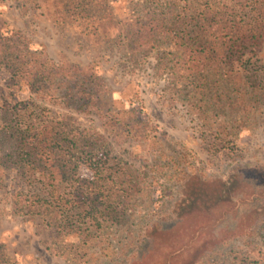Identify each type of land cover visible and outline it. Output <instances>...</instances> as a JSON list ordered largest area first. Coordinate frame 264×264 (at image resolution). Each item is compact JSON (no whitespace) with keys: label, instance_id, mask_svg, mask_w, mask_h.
<instances>
[{"label":"trees","instance_id":"trees-1","mask_svg":"<svg viewBox=\"0 0 264 264\" xmlns=\"http://www.w3.org/2000/svg\"><path fill=\"white\" fill-rule=\"evenodd\" d=\"M12 1L27 11L37 0ZM171 4L139 0L121 16L103 0H49L45 6L59 24L66 18L96 21L95 40L114 39L133 64L158 53L155 74L190 110L203 119L222 114L230 130L247 129L264 109V0H206L203 7L182 9ZM4 24L0 72L13 102L0 105V169L17 182L11 194L15 213L40 215L56 237L90 247L102 248L108 236L119 233L122 247L113 264H264L261 248L253 246L264 243V165L234 166L223 176L178 172L169 214L133 240L131 216L148 170L132 168L98 130H64L41 112L45 103L59 104L97 116L117 142L153 144L157 136L145 110L135 102L113 109L112 90L99 68L54 61ZM81 167L90 176L81 177ZM229 223L231 229L223 228ZM123 236L131 244H123ZM231 238L245 250L212 259L216 246ZM0 264H14L1 244Z\"/></svg>","mask_w":264,"mask_h":264},{"label":"rangeland","instance_id":"rangeland-1","mask_svg":"<svg viewBox=\"0 0 264 264\" xmlns=\"http://www.w3.org/2000/svg\"><path fill=\"white\" fill-rule=\"evenodd\" d=\"M103 1L121 16L139 0ZM154 1L172 3L175 9L192 4L203 7L206 3V0ZM220 1L223 0H209V3ZM48 2L37 0L35 5H29L27 11H23L12 0L1 1L0 23L21 31L33 43L43 47L54 61L67 59L99 68L112 90L113 109L132 102L141 105L151 128L156 132L153 144L131 138L120 143L107 136L97 116L73 112L62 105L49 103L43 105L46 110L41 112L47 120L58 123L64 130H98L112 143L114 153L132 168L148 170L146 185L139 193L138 204L131 216L133 240L143 237L146 226L155 218L164 219L169 214L174 200L172 195L178 188L172 181L178 172L200 170L206 176H223L234 166L264 165L263 108L255 114L245 130H230L224 122L226 116L216 115L215 112L211 114L212 117L203 119L169 90L167 80L155 74L158 53L146 54L133 64L123 46L114 39L95 40L91 24L96 21L66 18L64 23L59 24L60 21L55 22V15L47 12ZM108 34L104 38H108ZM8 92L6 75L0 72V105L13 102ZM24 96L19 94L18 98ZM79 175L88 177L90 170L81 167ZM156 180L165 194L163 200L155 191ZM17 188L13 174L0 169V244L14 264H113L120 256L122 245H118L119 233L108 236L109 243L102 248L90 247L79 244L74 238L56 237L54 230L40 215L29 218L15 213L11 194ZM231 227L230 223L223 225L226 229ZM121 241L131 244L132 240L123 236ZM225 242L216 246L218 249L212 259L231 258L232 252L245 250L233 238ZM253 246L261 248L264 254V243Z\"/></svg>","mask_w":264,"mask_h":264}]
</instances>
